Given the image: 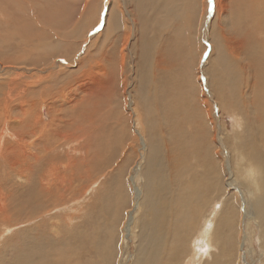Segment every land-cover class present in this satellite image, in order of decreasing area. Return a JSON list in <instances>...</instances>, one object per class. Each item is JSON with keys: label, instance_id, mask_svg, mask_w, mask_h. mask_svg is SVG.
Instances as JSON below:
<instances>
[{"label": "rangeland", "instance_id": "1", "mask_svg": "<svg viewBox=\"0 0 264 264\" xmlns=\"http://www.w3.org/2000/svg\"><path fill=\"white\" fill-rule=\"evenodd\" d=\"M26 2L70 37L11 45L0 12V264H264V0Z\"/></svg>", "mask_w": 264, "mask_h": 264}, {"label": "bare ground", "instance_id": "2", "mask_svg": "<svg viewBox=\"0 0 264 264\" xmlns=\"http://www.w3.org/2000/svg\"><path fill=\"white\" fill-rule=\"evenodd\" d=\"M28 1V0H27ZM158 1H161V0H152V3L154 6L158 5ZM163 1V0H162ZM166 1V0H165ZM3 2V3H2ZM30 2V1H29ZM35 3V2H34ZM33 3V4H34ZM39 3V2H38ZM166 3V2H165ZM170 3V2H168ZM3 4V6H2ZM32 5V4H31ZM38 5V4H36ZM43 5V4H42ZM169 6V5H168ZM256 6V5H255ZM30 3L26 2V0H0V12L4 13L6 16L8 15L10 18H11V21H9L8 23H10V27L11 29L9 28L8 30L11 31L10 32V41H11V45H13V43H15L16 41H18L17 43H23V44H27V45H30V46H34V49L35 50H38L39 52L41 51V53H53L54 55L56 54H59V48H55V49H52V47H50L49 45V41H51V35L54 36V37H58V35H63V38L67 39L68 37H70L69 33H68V19L69 17L67 16H64L60 11H56L55 9V12L52 13H49V10L47 9V12L45 10H41V13L40 11H36L39 12L37 13V15L39 16H36V17H32V16H29V13L30 11H27V8H30ZM119 7V6H118ZM170 7V6H169ZM121 8V7H120ZM119 8V9H120ZM34 10V11H35ZM40 10V9H39ZM165 10V9H164ZM33 11V10H32ZM33 11V12H34ZM32 12V13H33ZM36 13V12H35ZM83 13V12H82ZM176 13V12H175ZM1 14V13H0ZM172 14V13H171ZM174 14V13H173ZM251 14V13H250ZM100 15V14H99ZM115 15V14H114ZM1 16V15H0ZM87 16V15H86ZM176 16V15H174ZM99 17V16H98ZM117 17V16H116ZM195 18V17H194ZM1 19V18H0ZM3 19V18H2ZM44 19V20H42ZM6 20V19H4ZM114 20V19H113ZM133 20V19H132ZM258 21V20H257ZM4 22V21H3ZM97 22V21H96ZM134 22V21H133ZM2 22H0L1 24ZM117 23V22H116ZM212 23V22H211ZM5 24V23H4ZM96 24V23H94ZM101 24V23H100ZM9 25V24H8ZM2 26V24H1ZM0 26V28H1ZM45 26V27H44ZM94 26V25H93ZM4 28V27H3ZM2 29V28H1ZM248 34V33H247ZM60 36V37H61ZM250 38V37H249ZM57 39V38H55ZM4 40V39H3ZM69 40V39H68ZM85 40V39H84ZM245 42V45H246V40L244 41ZM52 45H55V43L53 42ZM65 46V45H64ZM20 47V46H18ZM172 47V46H171ZM33 48V47H32ZM181 48V47H180ZM175 49V48H174ZM34 50V51H35ZM43 51V52H42ZM48 51V52H47ZM37 52V51H36ZM226 52V51H225ZM21 53V52H20ZM61 53H63L64 55H69L68 53H66L65 51H62ZM27 54V53H26ZM41 55H44V54H41ZM263 55V54H262ZM29 57V55H26V57ZM184 56V55H183ZM43 57V56H41ZM254 57V56H253ZM18 59V58H17ZM41 59V60H40ZM39 60L37 61H32V59L28 60V64L29 65H32L31 62H33V65L35 66H42V65H46L49 63L50 61V56H44L42 60V58H40ZM179 60V59H178ZM43 61V62H42ZM23 62H27V61H19L20 64H24ZM51 62V61H50ZM192 62V61H191ZM253 62H256V61H253ZM16 63V62H15ZM14 63V64H15ZM40 63H42L41 65H39ZM54 63V62H53ZM166 63V62H165ZM11 64V63H10ZM13 64V63H12ZM18 64V63H16ZM27 64V63H25ZM58 64V63H57ZM263 65V64H262ZM24 66V65H23ZM26 66V65H25ZM24 66V67H25ZM50 66V65H49ZM172 66V65H171ZM11 67V66H10ZM253 68V67H252ZM255 69V68H254ZM258 69V68H257ZM230 70V69H229ZM180 72V71H179ZM261 75L262 73L259 72ZM184 75V74H183ZM173 78V77H172ZM163 79V78H162ZM264 79V78H263ZM223 80V79H222ZM227 80V79H226ZM261 80V79H259ZM258 80V82H259ZM224 82V81H223ZM262 82V80H261ZM165 83V82H164ZM230 83V82H229ZM225 84V83H224ZM187 85V84H186ZM174 86V85H173ZM220 86V85H219ZM246 88V87H245ZM260 89V87H259ZM168 90V89H166ZM166 93V92H165ZM167 94V93H166ZM231 94V93H230ZM260 97V96H259ZM258 99V98H257ZM220 100V99H219ZM17 101V100H16ZM17 108V107H16ZM252 108V107H251ZM254 108V107H253ZM170 109V107H169ZM176 109V108H174ZM168 110V109H166ZM260 110V108H259ZM263 111V110H261ZM177 112V111H176ZM176 112H174L176 114ZM180 113V112H179ZM257 113V112H256ZM170 115V114H169ZM173 115V114H172ZM257 122V121H256ZM260 127L257 128L258 131L257 133L262 137L261 138V143H260V146H261V150L263 151L264 153V119L260 121L259 123ZM43 127H45L43 125ZM253 127V126H252ZM173 131V130H172ZM46 132V131H45ZM47 133V132H46ZM44 134V133H43ZM150 135V134H149ZM148 135V136H149ZM74 136V135H73ZM152 136V135H151ZM170 137V136H169ZM54 138H56L54 136ZM59 138V137H57ZM149 139V138H148ZM147 139V140H148ZM221 139V138H220ZM144 140V139H143ZM58 141H60L58 139ZM179 142V141H178ZM221 144L222 141H221ZM175 146L177 148H174L172 145H171V149H169V171L173 173L174 171V168H175V156L178 157L177 153L179 152L178 150V146L176 143H175ZM150 148V146H148ZM159 147V146H157ZM169 147V146H168ZM181 147V146H180ZM197 147V146H196ZM155 148V147H154ZM157 149V148H156ZM185 150V149H184ZM195 151H197L195 149ZM197 153V152H196ZM254 156V157H253ZM253 156L252 158L258 163V170L256 169V167H254L257 172H258V175L256 177V183L259 185V179H260V176H261V172H259V169L263 170V167L261 166V160H260V157L253 152ZM145 159V158H144ZM171 159V160H170ZM146 160H148V158H146ZM261 164V165H260ZM228 168H231L230 167V164H228ZM250 168V167H248ZM58 170H60V168L56 167L55 169H53V167L50 169V172L48 173V177L47 178H41L40 181H39V185L41 187V189L43 191H47V192H50L51 189H52V184H53V181H54V178L59 174V172H57ZM57 172V173H56ZM264 172V170H263ZM55 173V175H54ZM174 175V174H173ZM153 178V177H152ZM150 179V178H149ZM153 180V179H152ZM151 180V181H152ZM159 181V180H158ZM164 181V180H163ZM133 182V181H132ZM161 182V181H160ZM160 184V183H159ZM163 184V183H162ZM166 186V185H165ZM168 188L166 187V190ZM38 190V189H37ZM259 190V189H258ZM27 191V190H26ZM136 193L139 195V190L138 189H135ZM25 192V191H23ZM39 192V190H38ZM22 193V192H21ZM26 193V192H25ZM32 193V192H31ZM163 195V194H162ZM162 195H161V198H162ZM37 196V195H36ZM39 196V195H38ZM44 197V196H43ZM26 199V198H24ZM31 202V200H28ZM44 202V201H43ZM39 204V203H37ZM43 204V203H42ZM184 204V203H183ZM36 205V204H35ZM166 205V204H165ZM157 206H153V209H155ZM187 207V206H186ZM162 209H164V204L163 202H161V204L156 208V216L157 214L159 213V211H161ZM190 210V209H189ZM49 212V211H48ZM209 225V224H208ZM150 227V226H149ZM44 228V227H43ZM45 229V228H44ZM38 230V229H37ZM155 230V229H154ZM153 230V231H154ZM46 231V230H45ZM40 234V233H39ZM47 234V233H46ZM156 235L157 237L155 238L153 235ZM154 234H152L149 238H150V241L155 243V244H158V242L160 240H163V237L161 234H159L157 231L154 232ZM48 235V234H47ZM41 236H43L41 234ZM179 236V235H178ZM168 237V236H167ZM71 238V237H70ZM176 238V237H175ZM211 238V237H210ZM78 241V240H77ZM82 241V240H81ZM211 240L209 239V242ZM59 243V242H58ZM62 243V242H61ZM85 243V242H84ZM82 244V243H80ZM216 244V243H215ZM46 245L50 246V248H46L47 249V252H44V253H39L36 257H35V261L37 262V264H53L54 262H56V258L55 256L53 255V253L51 252L50 253V249L56 247L55 245V241H47L46 242ZM61 245V244H60ZM62 246V245H61ZM209 246V245H208ZM175 247V246H174ZM86 249V248H85ZM176 251V250H175ZM171 252V251H170ZM172 253V252H171ZM178 253V252H177ZM90 254V253H89ZM167 255V254H166ZM62 256V255H61ZM61 260V259H60ZM54 261V262H53ZM145 264H148V263H145ZM162 264H166L164 261Z\"/></svg>", "mask_w": 264, "mask_h": 264}, {"label": "clouds", "instance_id": "3", "mask_svg": "<svg viewBox=\"0 0 264 264\" xmlns=\"http://www.w3.org/2000/svg\"><path fill=\"white\" fill-rule=\"evenodd\" d=\"M233 119L235 121L239 122V127L236 130L242 131L243 130V126H244L243 117H241L239 114H234ZM257 175H258V172H257V170L254 167H251V168L248 169V171H247L248 179L254 185H255V182H256ZM257 188H258V186H257Z\"/></svg>", "mask_w": 264, "mask_h": 264}]
</instances>
